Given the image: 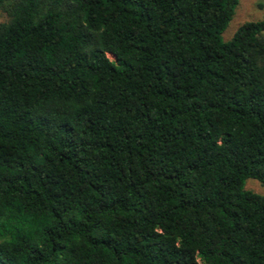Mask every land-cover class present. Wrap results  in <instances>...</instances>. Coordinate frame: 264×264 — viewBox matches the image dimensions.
Returning a JSON list of instances; mask_svg holds the SVG:
<instances>
[{"label":"trees","instance_id":"obj_1","mask_svg":"<svg viewBox=\"0 0 264 264\" xmlns=\"http://www.w3.org/2000/svg\"><path fill=\"white\" fill-rule=\"evenodd\" d=\"M238 4L0 0V264H264V18L225 40Z\"/></svg>","mask_w":264,"mask_h":264},{"label":"rangeland","instance_id":"obj_2","mask_svg":"<svg viewBox=\"0 0 264 264\" xmlns=\"http://www.w3.org/2000/svg\"><path fill=\"white\" fill-rule=\"evenodd\" d=\"M263 4L264 0H239L236 12L228 28L223 33L224 39H231L237 29L245 22L264 18ZM6 19L7 15L0 10V21H4ZM109 56L112 59L114 58V55L112 54H109ZM246 188L264 195V185L255 178H249L247 180Z\"/></svg>","mask_w":264,"mask_h":264}]
</instances>
